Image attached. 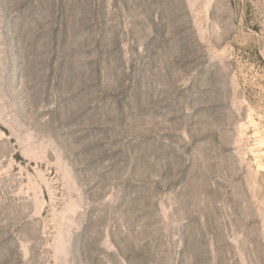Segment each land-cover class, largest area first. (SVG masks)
I'll return each mask as SVG.
<instances>
[{
  "label": "rangeland",
  "instance_id": "rangeland-1",
  "mask_svg": "<svg viewBox=\"0 0 264 264\" xmlns=\"http://www.w3.org/2000/svg\"><path fill=\"white\" fill-rule=\"evenodd\" d=\"M0 264H264V0H0Z\"/></svg>",
  "mask_w": 264,
  "mask_h": 264
}]
</instances>
